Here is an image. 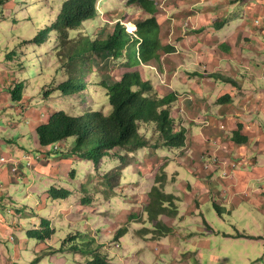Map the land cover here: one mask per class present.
Returning <instances> with one entry per match:
<instances>
[{
  "label": "rangeland",
  "instance_id": "1",
  "mask_svg": "<svg viewBox=\"0 0 264 264\" xmlns=\"http://www.w3.org/2000/svg\"><path fill=\"white\" fill-rule=\"evenodd\" d=\"M64 1L4 0L0 11V62L10 71V81L6 84L8 86L5 89L10 92L14 83H22L24 99L23 103L18 106L28 110L27 112H22L21 109L11 110L10 124L5 119L7 114H2L0 138L12 137V133L14 142H5L0 153L7 155H16L20 152L36 154L37 136L30 131V125L26 121L33 119L34 110L39 105L43 106L44 103L52 113L64 111L72 116H80L85 109L83 104L86 103L82 104L85 100L86 106H89L88 109L102 112L107 116L112 113L110 99L107 95L108 90L103 83L104 80L108 83L105 74H103L107 72L103 66L105 62L102 63L101 72L96 64L97 57L95 56L97 54L92 53L81 58L75 56L73 47L75 43H80L87 38L91 41H105L114 32L117 22L124 24L123 26L130 23L136 25L141 22L143 18L141 14L144 13L143 11L136 13L135 10L128 8L127 4L126 6L121 3L119 12L122 17L116 22H111L109 19L111 18L113 21L118 19L116 10L113 11L116 14L110 12L108 15L107 11L105 13L102 9L103 15L101 16L99 13L98 17L84 24V28L52 31L46 42L42 44L32 42L31 39L36 30L45 24H50L55 19L59 7ZM168 1L158 0L159 9L162 11L165 9V12ZM112 8L114 9V7ZM3 13L6 16H3ZM183 27L190 30L193 28V24L186 18ZM97 28H106V30L96 36ZM127 32L129 31L127 30ZM122 36L125 40L118 43L114 50L117 61H121L124 56H127L129 61L138 65L142 64V60L139 58L140 45H138L141 39L136 38L132 43L131 38L127 35ZM145 49L144 47L143 50ZM108 65L106 64L105 67ZM114 69L113 67V72ZM113 72L112 76L115 78L118 74L116 71L114 74ZM78 81H85L86 89L85 91L78 90L79 92L74 95L77 97L76 99L73 95H68L59 89L64 83L77 84ZM113 82H115L114 79L111 84ZM78 88L79 85L76 89ZM47 94L49 97L46 99ZM31 106L35 109H30ZM15 128L16 131L13 132L12 130ZM142 133L147 137L153 136L151 127H144ZM75 143L73 139L67 140L68 147H74ZM114 150H117L116 153L121 156L104 158L103 164L98 169L91 161L75 160L73 170L76 172V181L78 182L75 183L68 178H63L59 182V187L73 192V195L66 200L51 201L41 198L39 201L31 196L29 193H41V190L31 189V185L34 184L31 172H28L29 180L27 182H14L12 185L6 186L4 193H0V216L3 218L0 220V264H32L37 257H40L39 264H88L94 258L95 253L83 254L70 250L53 252L43 242L28 238V231L36 228L35 225H39L43 217L50 219L54 224L55 233L51 241L48 242L54 250L60 249L71 234L80 233L82 238H78V242L87 245V248L91 250L99 251L98 253L106 256L114 264H264V258L259 263L249 262L264 254L263 241L236 238L239 239L237 243L240 245H232L227 254L223 253L226 244L220 238L210 240L204 237L208 241L207 245L202 246L199 245L198 238L193 239L189 244L192 237L188 236L181 227L178 232L179 237L174 233L175 227H172L171 234H161V230L156 229V221L152 222L153 217H158V222L163 225L164 220L165 222L167 220L178 221L180 220H177L178 215L183 213V208L188 209L189 203L184 202L182 208L178 200L174 201V205L170 201L163 202L168 212L162 215L156 213L160 207L159 204H156L158 202H154L156 207L149 209L150 199H147L146 194H150L154 187L160 186L156 182V177L146 178L143 174L135 171L134 164L140 165L142 161L139 158L140 153L132 155V159L127 163L125 155H131L130 152L125 149L124 152L122 148ZM144 151H147L148 156L150 153H154L162 161L167 160L166 172L168 175L174 170L181 172L180 179L172 180L171 177H168L169 182L165 181L162 189L164 193L178 194L177 191L181 185L183 187L189 185L188 180L195 187L196 177L185 166L181 168L177 164L176 158L180 148H145ZM145 168L157 171L155 173V175L158 174L157 176H164L165 167L160 168L158 165L149 163ZM116 173L117 175H115ZM116 176L118 178L113 181V185H110ZM37 184L41 185L40 182ZM50 187L51 185L47 186V189ZM90 194H93L96 199L93 206L82 203L84 199H89L92 196ZM179 194H184V190ZM227 195L215 194L214 200L226 206ZM234 195L232 194L229 200ZM241 195L243 198L248 196V194ZM74 207H78L74 212L80 213V215L68 217L72 221L70 224L65 215L73 211ZM205 208L203 212L206 220L212 224L214 229L219 230L221 225H226L223 221L220 222L221 217L218 218L219 213L213 206ZM95 213H100V218L96 217ZM243 219L247 220L248 217H243ZM256 219L262 228L252 227V231L255 234L264 235V223H261L264 217H256ZM98 221L100 222L99 226H97ZM124 227L128 228V233L122 239L116 240L115 234ZM238 233L241 232L236 231L234 234ZM234 234L226 235L231 237ZM187 246L190 247L186 253L183 249ZM241 257L242 260L238 259Z\"/></svg>",
  "mask_w": 264,
  "mask_h": 264
},
{
  "label": "crops",
  "instance_id": "2",
  "mask_svg": "<svg viewBox=\"0 0 264 264\" xmlns=\"http://www.w3.org/2000/svg\"><path fill=\"white\" fill-rule=\"evenodd\" d=\"M155 2L156 19L159 24L157 31L159 49L156 58L138 65L129 61L127 56L117 61V57L111 53L98 54L95 57L97 68L101 72L102 63L109 64L107 67L103 65L107 69L103 74L108 80V83L104 80V84H111L113 79L118 81L126 73L138 72L152 83L160 98H175L170 106L171 114L175 126L185 130L187 136L186 146L180 148V155L178 154L176 160L179 167L185 166L196 177V182L193 187L188 180L189 185L185 187L181 185L178 194H173L181 206L184 202L189 203L188 209L182 206L183 213L177 217V220H180L160 221H163L164 226H169L172 232V227H175L174 233L178 237L180 227L183 228L186 234L192 237L189 244L198 238L199 245L204 246L208 241L204 237L210 240L220 238L226 244L223 253L227 254L232 245L240 244L237 243L239 239L228 237L226 234L246 232L262 238L248 239L249 241L264 242V235L252 231V227L262 228L256 217H264V0H169L165 12V9L163 11L159 9L158 0ZM121 3L126 5L123 0L102 1L105 13L107 11L109 15L110 12L114 13V10L118 13H114L118 15L115 21L108 17L111 22H116L122 17L119 12ZM127 7L136 13H142L138 7ZM2 15L6 16L5 13ZM141 15L142 20L147 18L146 15ZM186 18L193 24L190 30L183 27ZM218 20H225L226 24L216 28ZM104 30L106 28H97L95 35L98 36ZM130 38L134 43V36ZM141 43L140 41L138 45ZM113 67L118 74L115 78L112 76ZM9 76L10 71L0 62V118L6 113L5 119L10 124L11 110L21 109L22 112H27L28 109L18 106L23 103V93L21 100H14L10 92L6 91ZM225 79H231L233 82ZM48 97L49 94L45 98ZM83 107L85 108L84 104ZM29 108L35 109L32 106ZM54 113L50 112L44 103L34 110L33 119L26 121L30 125V131L37 136L35 155L28 152L16 155L0 153V157L3 155L17 159L21 157L22 172V176L18 177L11 170L12 162L0 163V193H4L5 187L14 182H27L28 172L32 173L34 181L31 189L41 190L40 194H29L39 201L41 198L55 201L49 199V190L61 188L59 182L63 178L78 182L76 172L73 170L76 158L69 154L73 146L68 147L67 141L63 142L60 144L62 145L60 152L40 146L37 128ZM12 131H16V128ZM11 136L0 138V151L5 142H14L12 133ZM71 139L75 142V138ZM242 139L244 142L237 141ZM122 150L124 152L128 150L131 154L125 155L126 162L132 159V155L140 153L141 164H134V167L135 171L146 178H157L158 175H155L157 171L145 168L149 163L160 168L165 167L163 176L165 181L169 182L168 177L172 180L181 177L179 170H174L168 175L166 172L168 161H162L154 153L148 156L145 148ZM116 151L114 150L110 156H121ZM25 154L40 156L41 159L29 167L23 159ZM234 163L239 164L237 169L232 167ZM225 172L230 175L225 177ZM38 182L41 183L40 186ZM49 185L51 187L47 189ZM182 190L184 194H179ZM215 194H228L225 199L227 208L214 200ZM232 194L235 195L229 200ZM241 194L248 196L243 198ZM90 195L92 196L89 199L82 201L83 204L91 206L95 204V196ZM146 195L147 199H150L149 194ZM210 206L218 211L220 222L226 223L221 225L219 230L214 229L206 220L203 209ZM77 209L78 207H74L73 211L65 215L70 224L72 221L68 217L80 215L74 212ZM95 215L98 218L101 216L100 213ZM243 217L248 219L244 220ZM261 223H264V220ZM99 225L98 221L97 226ZM39 226L40 224L35 225L36 228ZM49 241L51 240L43 242L46 247H50ZM189 247L183 250L187 253ZM263 258L264 254L249 262L259 263ZM238 259L242 260V257Z\"/></svg>",
  "mask_w": 264,
  "mask_h": 264
},
{
  "label": "trees",
  "instance_id": "3",
  "mask_svg": "<svg viewBox=\"0 0 264 264\" xmlns=\"http://www.w3.org/2000/svg\"><path fill=\"white\" fill-rule=\"evenodd\" d=\"M100 0H65L59 7L55 19L50 24H45L37 29L35 35L31 39L32 42L42 44L49 38L52 31L61 30H79L83 28L87 21L93 20L99 15L98 3ZM128 6H136L143 11L146 19L138 22L137 36L141 39L139 58L142 62H148L156 58L159 49V41L157 39V31L159 24L156 19L157 4L155 0H123ZM4 5V0H0V11ZM226 24L225 20H218L215 24L216 28H220ZM132 36L125 26L117 22L114 32L105 41L85 39L80 43L74 44L75 56L85 57L92 53L103 54L111 53L114 57L115 48L118 43H122L123 36ZM136 38H133L135 40ZM132 41V39H131ZM146 48L143 50V48ZM233 82L231 79H225ZM79 85V88L76 87ZM107 88V95L110 99L112 113L105 115L102 112L88 109L89 106L85 100V109L80 116H72L64 111H58L48 117L39 127L37 133L40 146L49 148L56 144H63L68 139L75 138V146L69 150V154L76 159H83L94 163L98 169L104 158L112 155L115 148L139 150L142 148H183L186 146V132L175 126V120L172 117L170 106L175 101L174 97L160 98L155 91L151 82L144 79L138 72L126 73L118 81L112 84H104ZM24 85L17 82L14 83L10 94L14 100H21ZM59 89L68 95H75L76 92L85 91L86 82L78 81V83L67 82L62 84ZM79 90V91H78ZM144 127H151L153 131L152 137H147L142 133ZM244 142V139L237 140ZM54 150L55 152L61 151ZM117 175V173L115 174ZM118 177H114L110 182ZM156 182L160 186L153 188L149 194L151 207H160L156 210L158 215L168 212L163 202L170 201L174 205L176 199L174 195L166 194L162 191L165 179L157 176ZM72 192L64 188H51L48 193L49 199L66 200L70 198ZM85 200H83L84 202ZM154 202H158L154 204ZM154 204V205H153ZM152 205V206H151ZM218 208V207H217ZM219 210V208H218ZM158 220L153 217L152 222ZM39 228L28 231L27 236L30 239H36L41 242L51 240L55 229L52 222L46 218H41ZM157 230L160 233L168 235L172 232L171 228L157 222ZM128 233V228H121L116 234L115 239L120 240ZM81 237L80 233L71 234L63 242L62 247L52 251L66 252L67 250L81 252L83 254H94L95 256L88 264H114L110 262L106 256L87 248L78 242ZM234 238L245 239H262L246 232L234 234ZM82 238V237H81ZM40 257H37L32 264H39Z\"/></svg>",
  "mask_w": 264,
  "mask_h": 264
},
{
  "label": "built area",
  "instance_id": "4",
  "mask_svg": "<svg viewBox=\"0 0 264 264\" xmlns=\"http://www.w3.org/2000/svg\"><path fill=\"white\" fill-rule=\"evenodd\" d=\"M102 1H104V0H100L99 3H98V10H99V13H100L101 16L103 15V12H102ZM122 25H124V24H122ZM125 26L127 27V30L129 31V33L132 36H134V38H138V36H137V30L131 31L129 29L128 25H125ZM59 148H60V145L59 144H56L54 146L49 147L50 150H59ZM39 158H40V156L33 157V156H30V155H27V154H25L23 156V159L26 161V164L29 167L33 166L35 164V161L38 160ZM8 162H12V164H13L12 165V168H11L12 172L15 175H17L18 177L22 176V172L20 171L21 159H17V158L5 156V155H3V156L0 157V163L3 164V163H8ZM238 166H239L238 163H234L232 165V167L234 169H237ZM229 175L230 174L227 173V172H225V174H224L225 177H228ZM0 220H3V218L1 216H0Z\"/></svg>",
  "mask_w": 264,
  "mask_h": 264
},
{
  "label": "bare ground",
  "instance_id": "5",
  "mask_svg": "<svg viewBox=\"0 0 264 264\" xmlns=\"http://www.w3.org/2000/svg\"><path fill=\"white\" fill-rule=\"evenodd\" d=\"M128 27H129V29H130L131 31H134V30L137 29L136 26H135L134 24H132V23L128 24Z\"/></svg>",
  "mask_w": 264,
  "mask_h": 264
}]
</instances>
